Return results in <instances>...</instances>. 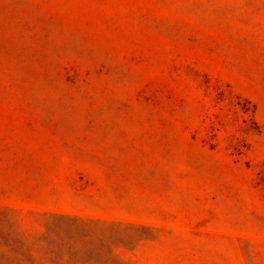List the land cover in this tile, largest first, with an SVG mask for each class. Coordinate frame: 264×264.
I'll return each mask as SVG.
<instances>
[{
  "label": "rangeland",
  "instance_id": "1",
  "mask_svg": "<svg viewBox=\"0 0 264 264\" xmlns=\"http://www.w3.org/2000/svg\"><path fill=\"white\" fill-rule=\"evenodd\" d=\"M0 264H264V0H0Z\"/></svg>",
  "mask_w": 264,
  "mask_h": 264
}]
</instances>
